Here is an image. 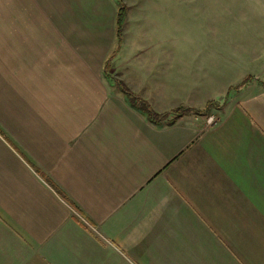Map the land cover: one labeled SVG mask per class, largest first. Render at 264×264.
Wrapping results in <instances>:
<instances>
[{"label": "crops", "instance_id": "crops-1", "mask_svg": "<svg viewBox=\"0 0 264 264\" xmlns=\"http://www.w3.org/2000/svg\"><path fill=\"white\" fill-rule=\"evenodd\" d=\"M109 8L0 0V264H264V78L170 103Z\"/></svg>", "mask_w": 264, "mask_h": 264}, {"label": "rangeland", "instance_id": "rangeland-1", "mask_svg": "<svg viewBox=\"0 0 264 264\" xmlns=\"http://www.w3.org/2000/svg\"><path fill=\"white\" fill-rule=\"evenodd\" d=\"M104 1L108 9L116 11L122 4L128 9L117 51L129 58L170 53V77L162 94L170 103H206L209 97L224 102L251 74L264 78V0ZM130 64L137 67L134 60Z\"/></svg>", "mask_w": 264, "mask_h": 264}, {"label": "trees", "instance_id": "trees-1", "mask_svg": "<svg viewBox=\"0 0 264 264\" xmlns=\"http://www.w3.org/2000/svg\"><path fill=\"white\" fill-rule=\"evenodd\" d=\"M121 3V2H120ZM127 7L123 6L119 9L118 15H117V31H118V38L122 39L123 36V23H124V15L127 12ZM113 57V54H112ZM109 66V63H108ZM118 86L124 91L126 96L128 97L129 101L132 103V105L143 112H145L152 120H157L158 118H162V115H159L156 113L151 106L149 105L148 101H146L143 97L137 95L134 93L131 89L127 87V85L121 81L116 82ZM182 111L186 109H181ZM170 114V113H169ZM166 117V116H164Z\"/></svg>", "mask_w": 264, "mask_h": 264}, {"label": "built area", "instance_id": "built-area-1", "mask_svg": "<svg viewBox=\"0 0 264 264\" xmlns=\"http://www.w3.org/2000/svg\"><path fill=\"white\" fill-rule=\"evenodd\" d=\"M213 121H214V117H211V118L209 119V122L212 123Z\"/></svg>", "mask_w": 264, "mask_h": 264}]
</instances>
